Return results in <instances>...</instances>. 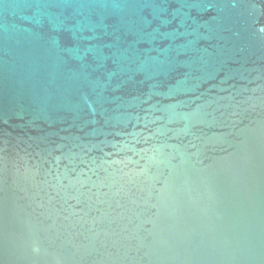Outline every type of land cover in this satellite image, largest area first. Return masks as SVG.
<instances>
[{
	"label": "water",
	"instance_id": "1",
	"mask_svg": "<svg viewBox=\"0 0 264 264\" xmlns=\"http://www.w3.org/2000/svg\"><path fill=\"white\" fill-rule=\"evenodd\" d=\"M0 264H264V0H0Z\"/></svg>",
	"mask_w": 264,
	"mask_h": 264
},
{
	"label": "snow or ice",
	"instance_id": "2",
	"mask_svg": "<svg viewBox=\"0 0 264 264\" xmlns=\"http://www.w3.org/2000/svg\"><path fill=\"white\" fill-rule=\"evenodd\" d=\"M175 17H173L172 19H169L167 21H164L163 23L168 25V26H171L172 24L175 23ZM169 38V34L168 33H164V32H160L159 30H157L155 32V34L153 35V42L155 43V41L157 39L161 40V43H163L164 40H167ZM87 37H83V40L84 41H87Z\"/></svg>",
	"mask_w": 264,
	"mask_h": 264
}]
</instances>
